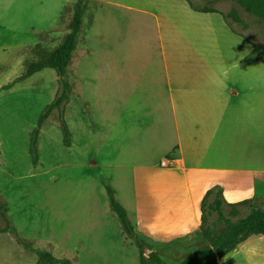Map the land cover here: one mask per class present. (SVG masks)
Masks as SVG:
<instances>
[{
	"label": "crops",
	"instance_id": "obj_1",
	"mask_svg": "<svg viewBox=\"0 0 264 264\" xmlns=\"http://www.w3.org/2000/svg\"><path fill=\"white\" fill-rule=\"evenodd\" d=\"M69 1L0 0V89L25 72L22 48L47 35L54 48L66 36L69 22L46 31ZM94 1L95 23L71 59L76 79L64 114L71 146L50 116L34 166L31 132L56 98L54 69L0 92V197L36 250L75 264H141L106 182L150 251L181 264L203 245L201 202L209 190L221 189L229 203L264 198V66L245 61L253 47L220 16L195 12L186 0ZM169 155L175 166L161 168ZM254 237L218 264L242 255ZM39 260L0 233V264Z\"/></svg>",
	"mask_w": 264,
	"mask_h": 264
},
{
	"label": "trees",
	"instance_id": "obj_2",
	"mask_svg": "<svg viewBox=\"0 0 264 264\" xmlns=\"http://www.w3.org/2000/svg\"><path fill=\"white\" fill-rule=\"evenodd\" d=\"M186 1L195 12L221 14L231 30L236 34H240L253 46V53L245 61H261L264 63V47L251 42L249 38L234 28L233 23L230 21L234 14L227 15L217 10L213 5L216 0H202L204 5L201 4V1L198 3L192 0ZM227 1L239 6L264 26V0ZM95 4L94 0L71 1L61 17L62 20L66 15H69V32L66 36L54 48L51 45L55 41L53 39L48 40V35L46 36L47 40L43 38L36 45L22 48L20 53L25 57V72L13 83L0 89V92L10 89L16 83L45 68H51L57 72L59 89L56 98L41 113L38 125L31 134L30 152L35 167L39 166L38 143L41 130L50 116L54 115L58 119L64 134L65 146H71L72 136L64 118L66 105L74 94V76L70 70V64L78 44L93 24V7ZM83 109L85 115H87V104H83ZM168 158H172V155H169ZM104 184L113 214L121 223L127 238L132 239L140 250L141 264H167L156 253L150 251L151 244L135 231L126 209L117 199L116 191L106 182ZM0 217L4 224V227L0 229V233H11L27 251L38 255L40 260L37 264H75L71 260L57 259L51 253L36 250L33 247V241L25 239L9 219L8 205L1 197ZM200 234L203 245L181 264H218L219 261L251 237L264 236V198L255 196L237 203H229L224 199L221 189L209 190L201 202Z\"/></svg>",
	"mask_w": 264,
	"mask_h": 264
},
{
	"label": "rangeland",
	"instance_id": "obj_3",
	"mask_svg": "<svg viewBox=\"0 0 264 264\" xmlns=\"http://www.w3.org/2000/svg\"><path fill=\"white\" fill-rule=\"evenodd\" d=\"M74 1V0H71ZM69 1V3L71 2ZM123 3H127V4H138L140 5L142 0H117ZM195 2H199L201 1V4L204 5V0H192ZM68 3V4H69ZM67 4V5H68ZM66 5V6H67ZM214 7L225 13V14H234L233 18H230V21L233 23L234 28L242 33L243 35H245L247 38H249L251 40V42L259 45L260 47H264V26L261 25L260 23H258L256 21V19L252 16H250L246 11H244L243 9H241L239 6L235 5L234 3H232L231 1H227V0H216L215 4H213ZM66 8V7H65ZM100 8V4L96 3L93 7V11H94V16H93V24L95 23V16L97 14V11ZM65 10V9H64ZM64 13V12H63ZM216 15L220 16L222 21L225 23V25L227 27L228 24L226 23V21L224 20L223 16L219 13H216ZM237 17V18H236ZM69 22V15H66V17H64L62 20L60 19L59 22L53 26L52 28H49L46 32H54L55 30H66L67 24ZM92 24V26H93ZM91 26V27H92ZM90 27V28H91ZM89 30V29H88ZM229 30L236 36L242 38L243 40H245L240 34H236L234 33L231 28L229 27ZM246 41V40H245ZM247 42V41H246ZM248 43V42H247ZM38 44V42L36 43ZM34 44V45H36ZM250 44V43H248ZM251 45V44H250ZM252 46V45H251ZM253 47V46H252ZM25 61V60H24ZM261 62V61H260ZM263 63V62H262ZM264 66V63H263ZM71 67V64H70ZM76 78H74L75 80ZM15 81V80H14ZM82 83L81 81H79L78 86L81 88L82 87ZM87 104V115H85V111L83 109V104ZM48 106V105H47ZM46 106V107H47ZM44 107V109L46 108ZM44 109L42 110V112L44 111ZM81 109L82 112L85 116L86 121L88 122L89 126L91 127L92 130H97L98 126L93 122L92 116H91V109H90V105L87 102H82L81 103ZM41 112V113H42ZM41 115V114H40ZM54 116V115H52ZM65 118V116H64ZM58 120V119H57ZM66 121V120H65ZM67 123V122H66ZM60 124V123H59ZM38 125V124H37ZM61 126V125H60ZM37 127V126H36ZM35 127V128H36ZM34 128V129H35ZM33 129V130H34ZM33 132V131H32ZM31 132V134H32ZM71 133V132H70ZM41 136V134H40ZM72 136V134H71ZM31 139V138H30ZM40 139V138H39ZM67 147V146H66ZM166 159V158H165ZM163 160V159H162ZM97 164L96 160H90L88 165L90 166H95ZM217 190V189H216ZM116 196H117V192H116ZM118 199V198H117ZM119 201V199H118ZM120 202V201H119ZM244 214V212H243ZM124 231V230H123ZM126 236V234H125ZM127 237V236H126ZM261 236H256L254 238H252L249 243L247 244V246L244 249V252L242 255H237V256H233L232 260H230L229 262H226L225 264H264V238L261 239Z\"/></svg>",
	"mask_w": 264,
	"mask_h": 264
},
{
	"label": "built area",
	"instance_id": "obj_4",
	"mask_svg": "<svg viewBox=\"0 0 264 264\" xmlns=\"http://www.w3.org/2000/svg\"><path fill=\"white\" fill-rule=\"evenodd\" d=\"M174 166H175V161L171 158L163 159L160 162V167L164 169H170V168H173Z\"/></svg>",
	"mask_w": 264,
	"mask_h": 264
}]
</instances>
